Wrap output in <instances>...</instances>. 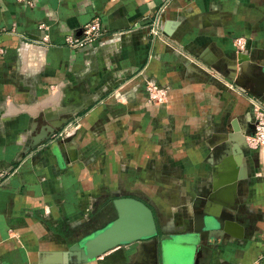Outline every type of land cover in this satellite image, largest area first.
<instances>
[{
  "label": "crops",
  "instance_id": "1",
  "mask_svg": "<svg viewBox=\"0 0 264 264\" xmlns=\"http://www.w3.org/2000/svg\"><path fill=\"white\" fill-rule=\"evenodd\" d=\"M31 1L0 0V264H61L52 253L103 230L122 197L151 210L157 234L80 264H156V241L141 244L155 238L161 264L160 234L192 231L194 210L229 173L213 145L252 121L253 102L264 105V94L236 82L238 63L229 71L232 60L246 62L250 90H262L264 0H173L162 13L168 0ZM93 19L118 35L63 43ZM40 23L51 45L20 48L23 36L43 32ZM237 36L247 38L242 53ZM144 77L167 88L162 102L148 101ZM68 116L59 129L68 126L66 143L29 148ZM241 150L235 214L244 235L199 244L200 264H264V148L244 140Z\"/></svg>",
  "mask_w": 264,
  "mask_h": 264
},
{
  "label": "water",
  "instance_id": "2",
  "mask_svg": "<svg viewBox=\"0 0 264 264\" xmlns=\"http://www.w3.org/2000/svg\"><path fill=\"white\" fill-rule=\"evenodd\" d=\"M237 63L240 72L235 78L236 82L257 96L263 95L264 61L260 65L259 78L263 84L260 91H252L249 88L248 75L245 70V66L248 65L245 64L246 62L232 60L229 68L231 75L236 74ZM256 67L258 66L253 64L250 69ZM69 119V116L62 118L49 126H45L43 131L35 133L31 138L29 148H35L48 141L51 135L64 126ZM254 127L255 120L252 119L241 129L234 127L229 134L219 137L223 139L215 142L213 147L219 150L222 159L221 166L228 168L229 173L222 181L212 183L203 207L194 210L192 231L185 233L182 238L177 234H160L161 264H200L202 249L199 248V244L205 245L228 235L243 237L242 220L235 214L237 210L235 202L237 187L241 185L243 177L238 175V165L234 155L242 152L241 145L246 136L253 134ZM237 132L242 133L241 138L234 136ZM68 140L69 138L60 139L59 144H64ZM114 204L118 214L108 226L83 242H76L66 250L52 253L51 261L61 264H80L117 244L133 242L157 234L153 214L143 202L131 197H122L116 199ZM174 243H178V247L175 249L172 246Z\"/></svg>",
  "mask_w": 264,
  "mask_h": 264
},
{
  "label": "built area",
  "instance_id": "3",
  "mask_svg": "<svg viewBox=\"0 0 264 264\" xmlns=\"http://www.w3.org/2000/svg\"><path fill=\"white\" fill-rule=\"evenodd\" d=\"M25 2L27 5L32 6L33 3L31 0H19ZM173 0H168L163 7L161 8L162 11L167 8V6ZM160 16V15H159ZM157 16L156 21L152 24L151 32L154 36H157L161 33V18ZM39 27L42 29V33L38 35H27L23 36V40L20 42V48H30V46H34L37 48H47L51 45L48 34L47 28L48 26L44 23H40ZM106 33H109L111 37H115L116 32H108L106 28H103L98 21V19H93L90 22L83 24L80 28V35L75 36L72 33H67L63 37V43L68 46L69 48H83L86 45L98 41L104 36ZM235 46L237 50H244L247 46V38L245 36H237L234 38ZM4 50L0 48V54H3ZM143 75V71L138 73V76ZM131 79L124 81L119 89H121L124 85H126ZM144 88L147 92L148 101L153 102H162L166 95H167V88L157 84L151 78H143ZM252 114L253 119L255 120V127L254 132L252 135H248L245 137V143L247 147L251 150H256L259 148H264V105L259 102H253L252 107ZM69 134L68 126L63 127L58 132H55L51 135L50 139H63ZM260 175L264 176V168L259 172ZM5 176V173L0 172V185L2 183V178Z\"/></svg>",
  "mask_w": 264,
  "mask_h": 264
},
{
  "label": "rangeland",
  "instance_id": "4",
  "mask_svg": "<svg viewBox=\"0 0 264 264\" xmlns=\"http://www.w3.org/2000/svg\"><path fill=\"white\" fill-rule=\"evenodd\" d=\"M237 51H240V50H237ZM240 53H242L241 51H240ZM240 53H237V55H240ZM240 57V56H239ZM156 241V243L157 244H155V248H156V264H159L158 263V259H157V255H158V253H159V245H158V239L157 238H155V240H151V239H149V240H146V241H143V243H141V244H143V246H147V247H149L148 245L151 243V242H155ZM140 243H134V245L132 246V248H134V251H135V254H137V251H138V249H139V247H140V245H141ZM152 245V250H153V252H154V246H153V244H151ZM151 245H150V247H151ZM142 246V247H143ZM146 247V248H147ZM153 258H154V261H155V257L153 256ZM134 264H136V263H134Z\"/></svg>",
  "mask_w": 264,
  "mask_h": 264
},
{
  "label": "bare ground",
  "instance_id": "5",
  "mask_svg": "<svg viewBox=\"0 0 264 264\" xmlns=\"http://www.w3.org/2000/svg\"><path fill=\"white\" fill-rule=\"evenodd\" d=\"M152 246V245H151Z\"/></svg>",
  "mask_w": 264,
  "mask_h": 264
}]
</instances>
